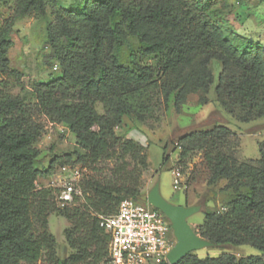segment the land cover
Masks as SVG:
<instances>
[{
    "label": "trees",
    "instance_id": "1",
    "mask_svg": "<svg viewBox=\"0 0 264 264\" xmlns=\"http://www.w3.org/2000/svg\"><path fill=\"white\" fill-rule=\"evenodd\" d=\"M3 1L11 4L12 14L0 25V264L34 263L45 250L52 264H107L109 236L97 214L114 213L124 198H140L138 190L122 195L97 180L79 183L82 198L58 208L69 223L64 235L74 253L56 258L55 241L45 231L55 202L50 190L36 188L37 179L51 173L55 164L52 160L47 169L37 167L34 144L44 129L39 117L69 130L76 162L82 165L108 159L115 146L122 154L135 155L133 141L120 143L115 131L124 118L145 122L155 107L154 93L162 97L165 110L172 105L179 111L192 93H200L199 100L206 103L215 82L214 62L221 69L214 89L221 105L239 109L244 122L264 117V49L226 32L212 15L218 0H83L59 7L47 40L60 74L32 85V103L6 91V77L17 75L9 68L10 34L15 20L44 15L58 2ZM128 36L137 39L140 56L157 61V69L139 62ZM122 44L130 48L128 64L115 53ZM97 103L103 113L96 110ZM232 135L217 125L185 134L175 144L181 158L202 151L207 183L225 179L234 193L224 211L204 212L197 233L216 247L247 245L260 254L189 253L177 264H264V142L256 162H239L228 150ZM38 225L43 231H37Z\"/></svg>",
    "mask_w": 264,
    "mask_h": 264
},
{
    "label": "rangeland",
    "instance_id": "2",
    "mask_svg": "<svg viewBox=\"0 0 264 264\" xmlns=\"http://www.w3.org/2000/svg\"><path fill=\"white\" fill-rule=\"evenodd\" d=\"M83 0H57L58 6L49 5L44 15H29L17 19L13 23L9 49V68L17 75H8L10 81L6 91L12 95L25 97L33 102L32 85L57 77L60 73L54 70L53 60L49 54L47 30L56 25V11L60 8H70ZM11 4L0 0V25L12 14ZM212 15L223 22L227 33L240 36L245 42L259 44L264 49V0H218ZM234 38V37H233ZM236 39V38H235ZM131 49L137 53L140 63L157 67V61L151 57H142L138 52V42L135 37L128 36ZM109 43L105 44V51ZM118 60L129 63L130 48L122 44L115 49ZM215 82L205 96L207 102L199 100L200 93L189 94L185 103L176 111L171 105L165 110L162 97L155 94V107L148 119L137 123L124 118L122 125L115 129L120 143L132 140L137 154H122L121 148L111 149L108 159L96 164L82 165L76 162L75 139L69 130L61 124L51 123L44 117L38 119L43 124V133L34 146L39 151L37 167L47 169L50 161L55 160L53 170L48 175H41L36 181L37 189H48L51 201L55 202L47 216L45 231L55 241L56 258L65 259L74 253L66 240L64 231L69 227L68 221L61 215L57 202L59 189L52 185L57 179L58 167L70 164L79 169V183L92 179L111 187L118 188L122 195L138 190L140 197L147 194L153 184L159 180L160 193L166 199L179 202L190 200L191 204L200 205V211L188 218V223L196 230L204 219V212H222L227 203L234 197L227 187L228 181L219 180L216 184L207 183L209 169L202 151H195L185 158L180 157V149L176 147L178 139L190 132L209 130L221 125L232 133L229 140V151L234 152L239 162H256L259 159V144L264 142V117H254L247 122L241 121L239 109L229 111L216 99L215 86L220 67L217 63L211 65ZM96 110L103 113L100 103ZM180 168L184 175L182 187L174 190L172 186V170ZM81 193L83 196V190ZM81 196V198H82ZM98 217L104 215L97 214ZM37 231H43L38 225ZM199 257L206 255L217 257L222 254H234L237 257L259 255L260 253L247 245L221 246L192 252ZM45 250L41 258L34 263L22 264H52Z\"/></svg>",
    "mask_w": 264,
    "mask_h": 264
},
{
    "label": "built area",
    "instance_id": "3",
    "mask_svg": "<svg viewBox=\"0 0 264 264\" xmlns=\"http://www.w3.org/2000/svg\"><path fill=\"white\" fill-rule=\"evenodd\" d=\"M57 174L52 185L59 189L58 206H71L82 196L79 169L64 164ZM172 177L173 189L179 190L184 180L182 170L174 168ZM99 226L109 236L107 264H169L167 254L176 242L171 224L141 198L122 199L114 213L99 216Z\"/></svg>",
    "mask_w": 264,
    "mask_h": 264
},
{
    "label": "water",
    "instance_id": "4",
    "mask_svg": "<svg viewBox=\"0 0 264 264\" xmlns=\"http://www.w3.org/2000/svg\"><path fill=\"white\" fill-rule=\"evenodd\" d=\"M140 198L162 212L171 224L176 242L167 254L169 264H177L189 253L215 247L188 223V218L200 211V205H176L169 202L160 193L159 180Z\"/></svg>",
    "mask_w": 264,
    "mask_h": 264
},
{
    "label": "crops",
    "instance_id": "5",
    "mask_svg": "<svg viewBox=\"0 0 264 264\" xmlns=\"http://www.w3.org/2000/svg\"><path fill=\"white\" fill-rule=\"evenodd\" d=\"M169 201V200H168ZM171 203H173V204H176V205H189V204H191V202H190V200H187V199H185V201H183L182 203L181 202H179L177 199L176 200H171L170 201ZM203 222V221H202ZM201 222V223H202ZM200 223V224H201ZM200 224H198V225H200ZM197 225V226H198Z\"/></svg>",
    "mask_w": 264,
    "mask_h": 264
}]
</instances>
